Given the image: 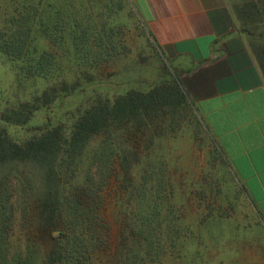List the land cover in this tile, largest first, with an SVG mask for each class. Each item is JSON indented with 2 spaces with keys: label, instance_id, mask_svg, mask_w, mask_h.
Here are the masks:
<instances>
[{
  "label": "trees",
  "instance_id": "obj_1",
  "mask_svg": "<svg viewBox=\"0 0 264 264\" xmlns=\"http://www.w3.org/2000/svg\"><path fill=\"white\" fill-rule=\"evenodd\" d=\"M116 1L105 9H133L130 0ZM102 7L99 0H0V69L12 75L0 88V264H90L105 243L100 211L108 190L123 225L121 264L162 261L165 245L186 239L190 226L173 200L191 198L194 184L179 182L171 135L184 117L208 128L159 57L143 81L120 79L118 66L115 85L101 86L116 52ZM210 137L213 154L259 213ZM18 219L36 235L13 252Z\"/></svg>",
  "mask_w": 264,
  "mask_h": 264
},
{
  "label": "crops",
  "instance_id": "obj_2",
  "mask_svg": "<svg viewBox=\"0 0 264 264\" xmlns=\"http://www.w3.org/2000/svg\"><path fill=\"white\" fill-rule=\"evenodd\" d=\"M264 219V0H131Z\"/></svg>",
  "mask_w": 264,
  "mask_h": 264
},
{
  "label": "rangeland",
  "instance_id": "obj_3",
  "mask_svg": "<svg viewBox=\"0 0 264 264\" xmlns=\"http://www.w3.org/2000/svg\"><path fill=\"white\" fill-rule=\"evenodd\" d=\"M99 1L103 6L102 15H111L108 20L115 27L116 39L114 58L103 71L109 84L104 82L101 86L115 85L110 80L119 72L118 66L124 70L120 79L133 76L143 81L145 77L152 75L158 57L174 71L150 36L131 0L133 9L117 5L115 13L105 9L107 0ZM11 81L9 70L1 68L0 88H6ZM42 118L40 115L32 124H42ZM23 131L11 128L16 137L21 136ZM171 136L175 140L170 152L180 166V171L176 172L180 177L179 182L187 180V185L184 186L194 184L192 191L187 192L192 195L191 198L180 201L179 196L176 201L173 200V203H179L178 208L181 206L183 221L186 222L184 224H189L190 228L187 225L184 227L186 239L183 242L179 241L175 247L170 243L171 246L165 245V257L162 261L150 264H264V219L255 211L254 206H250L248 198L237 191L232 175L213 154L216 145L210 139L208 130L200 127L191 117H184ZM111 194V190L105 193L100 211L104 225L102 240L105 243L91 256L90 264H121L126 260L123 254L119 261L123 225L118 222L119 210ZM19 221L18 219L16 222L12 238L13 252L25 251L28 234L36 235L31 232L29 225L24 227ZM55 232L54 236L58 237L60 231ZM126 241L129 243V240ZM39 242L41 245L45 244L43 238Z\"/></svg>",
  "mask_w": 264,
  "mask_h": 264
},
{
  "label": "water",
  "instance_id": "obj_4",
  "mask_svg": "<svg viewBox=\"0 0 264 264\" xmlns=\"http://www.w3.org/2000/svg\"><path fill=\"white\" fill-rule=\"evenodd\" d=\"M55 234H57V232H55Z\"/></svg>",
  "mask_w": 264,
  "mask_h": 264
}]
</instances>
